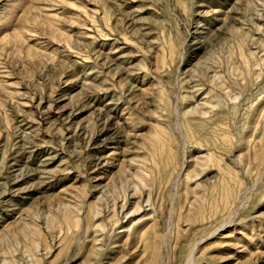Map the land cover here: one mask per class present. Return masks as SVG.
<instances>
[{
    "label": "rangeland",
    "instance_id": "rangeland-1",
    "mask_svg": "<svg viewBox=\"0 0 264 264\" xmlns=\"http://www.w3.org/2000/svg\"><path fill=\"white\" fill-rule=\"evenodd\" d=\"M0 264H264V0H0Z\"/></svg>",
    "mask_w": 264,
    "mask_h": 264
}]
</instances>
